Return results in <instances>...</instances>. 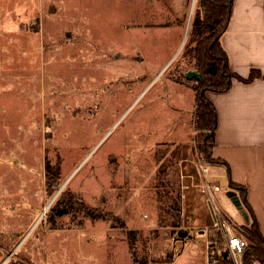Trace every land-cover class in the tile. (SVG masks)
I'll return each instance as SVG.
<instances>
[{"label": "rangeland", "instance_id": "374dc122", "mask_svg": "<svg viewBox=\"0 0 264 264\" xmlns=\"http://www.w3.org/2000/svg\"><path fill=\"white\" fill-rule=\"evenodd\" d=\"M192 3L0 0V264H206L218 227L182 226L183 141L247 224L196 145Z\"/></svg>", "mask_w": 264, "mask_h": 264}, {"label": "crops", "instance_id": "0c3cea01", "mask_svg": "<svg viewBox=\"0 0 264 264\" xmlns=\"http://www.w3.org/2000/svg\"><path fill=\"white\" fill-rule=\"evenodd\" d=\"M166 1L172 3V0ZM221 43L228 53L232 72L244 78H248L253 70L262 74L250 82L234 77L227 90L208 89L205 92L207 99L215 106L218 117L213 157L229 165L230 187L231 181L247 186V201L258 215L260 204L256 191L263 188L258 180L264 177V0H234L229 25L221 36ZM172 108L176 109L177 115L182 109L179 106ZM180 148L182 173L189 182L183 192L186 205L183 206L182 226L212 225L214 218L207 198L210 192L194 183L202 174L199 165L208 172L207 166L196 161L193 143L183 141ZM210 163L216 169L223 166L227 172L225 164ZM218 170L219 174H223L222 169ZM205 181L218 187L216 190L220 189L216 182H209L207 178ZM203 196H206L205 200ZM210 196L214 198L213 191ZM193 210L197 214L193 215Z\"/></svg>", "mask_w": 264, "mask_h": 264}, {"label": "trees", "instance_id": "16d2710c", "mask_svg": "<svg viewBox=\"0 0 264 264\" xmlns=\"http://www.w3.org/2000/svg\"><path fill=\"white\" fill-rule=\"evenodd\" d=\"M233 4L234 0H196L190 40L185 51V54L194 62L192 68L199 71L203 76L202 81L196 78L198 85L194 88L196 93L195 124L198 132L195 140L199 157L205 164L209 162L225 164L228 174H230L229 165L225 161L213 157L218 117L215 106L207 99L205 92L208 89L214 91L227 90L230 88L234 77L244 82H250L262 76L258 70H253L248 78L231 71L229 56L222 46L221 36L229 25ZM193 43L194 45H192ZM49 184H52L51 180ZM230 184L231 188L240 191L245 207L250 213V222L242 225V232L249 242L246 260L248 264H255L260 259L264 264V235L260 230L258 219L247 201V186H241L234 181H231ZM215 233L216 236L213 235L212 238L222 244L223 236L219 227ZM179 234L188 236L185 230H179Z\"/></svg>", "mask_w": 264, "mask_h": 264}, {"label": "built area", "instance_id": "2783aa9c", "mask_svg": "<svg viewBox=\"0 0 264 264\" xmlns=\"http://www.w3.org/2000/svg\"><path fill=\"white\" fill-rule=\"evenodd\" d=\"M203 171L206 169L202 166ZM187 188L188 185H184ZM204 189L212 194L213 190L218 189L208 183L203 185ZM213 197V196H212ZM214 208L218 219L211 226L219 227L223 243L214 240H207L206 243V264H248L246 256L248 254L249 242L243 234L242 226L234 227L228 219L222 214L217 204L214 202ZM261 261L260 259H258ZM7 259L3 261L5 264Z\"/></svg>", "mask_w": 264, "mask_h": 264}, {"label": "water", "instance_id": "95a60500", "mask_svg": "<svg viewBox=\"0 0 264 264\" xmlns=\"http://www.w3.org/2000/svg\"><path fill=\"white\" fill-rule=\"evenodd\" d=\"M195 2H196V0H193L192 10H191L190 17H192L193 8L195 6ZM185 74H186V78L187 79L197 78L199 81H202L203 80L202 74L199 71L195 70V69H188ZM61 189L62 188H60L58 190V192H60ZM227 194H228L229 197H231V199L233 200V202L235 203V205L241 210L242 214L244 215V217L246 219V222L249 223L250 222L249 212L246 209L245 204H244L242 198L240 197L238 191L235 190L234 188H231V189H229L227 191ZM209 207H210L211 213L213 215V218L216 221L218 219V217H217V214H216V211H215V208H214V205H213L212 201H209Z\"/></svg>", "mask_w": 264, "mask_h": 264}, {"label": "flooded vegetation", "instance_id": "af4514ba", "mask_svg": "<svg viewBox=\"0 0 264 264\" xmlns=\"http://www.w3.org/2000/svg\"><path fill=\"white\" fill-rule=\"evenodd\" d=\"M169 61V60H168ZM169 63L167 62L166 64H164L165 66L159 71V73L157 74L158 76H159V74L162 72V70H164V69H166L167 68V65H168ZM177 82H178V80H177ZM147 87V86H146ZM145 87V88H146ZM240 197H241V195H240ZM242 198V197H241ZM243 200V199H242Z\"/></svg>", "mask_w": 264, "mask_h": 264}]
</instances>
